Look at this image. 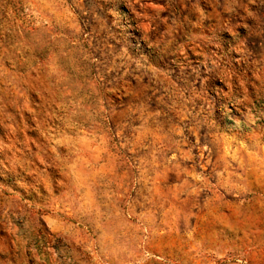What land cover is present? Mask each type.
Returning <instances> with one entry per match:
<instances>
[{
	"label": "rangeland",
	"instance_id": "1",
	"mask_svg": "<svg viewBox=\"0 0 264 264\" xmlns=\"http://www.w3.org/2000/svg\"><path fill=\"white\" fill-rule=\"evenodd\" d=\"M231 31L0 0V264H264V47Z\"/></svg>",
	"mask_w": 264,
	"mask_h": 264
},
{
	"label": "clouds",
	"instance_id": "2",
	"mask_svg": "<svg viewBox=\"0 0 264 264\" xmlns=\"http://www.w3.org/2000/svg\"><path fill=\"white\" fill-rule=\"evenodd\" d=\"M206 3L221 8L227 24L232 26L230 34L234 38L240 35L235 29L242 28L250 41L258 38L264 47V0H206ZM201 17L203 21H208L213 13L201 9Z\"/></svg>",
	"mask_w": 264,
	"mask_h": 264
}]
</instances>
